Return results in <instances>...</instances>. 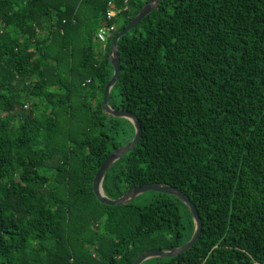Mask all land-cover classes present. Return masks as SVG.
Listing matches in <instances>:
<instances>
[{
  "label": "trees",
  "instance_id": "trees-1",
  "mask_svg": "<svg viewBox=\"0 0 264 264\" xmlns=\"http://www.w3.org/2000/svg\"><path fill=\"white\" fill-rule=\"evenodd\" d=\"M109 1L0 0V264H134L195 233L174 195L94 192L136 133L102 106L112 39L151 0H130L104 49ZM117 50L110 105L143 134L105 194L176 186L203 220L191 249L142 264H264V0H163Z\"/></svg>",
  "mask_w": 264,
  "mask_h": 264
},
{
  "label": "water",
  "instance_id": "water-1",
  "mask_svg": "<svg viewBox=\"0 0 264 264\" xmlns=\"http://www.w3.org/2000/svg\"><path fill=\"white\" fill-rule=\"evenodd\" d=\"M162 1L163 0L149 1L142 8L139 14L124 29L117 31L115 35L113 36L112 43H111V49H110L111 51L110 61L114 67V74L105 87L102 106H103L104 111L110 116L117 117V118H126L130 120L135 127L136 133L132 141H130L128 144L122 147L117 148L107 157V159L102 164V166L100 167V169L98 170L94 178L93 189H94V192L98 200L101 203L106 204V205H111V206L125 205L131 202L132 200H134L135 198H137L138 196H140L141 194L150 192V191L174 195L178 197L180 200H182L189 207L195 219L196 227H195V233L193 237L186 244L181 245L178 248H173L169 250H162V249L148 250L142 253L135 260L134 264H142L143 262L151 258H165V257L179 256L181 253H184L188 251L189 249H191L193 245L197 243V241L199 240L201 236L202 230H203V220L200 216V213L198 212L196 205L193 203L191 198L184 191H182L176 186L163 185L160 183L143 184L135 188H132L126 194H124L122 197L118 199H112L108 197L105 194V191L103 188V181L110 167L115 162H117L121 157H123L128 152H130L133 149V147H135L139 143L142 137V134H143L141 121L136 114L128 110H125V109H115L110 105V95H111L112 89L114 85L117 83V81L119 80L120 75H121V59H120L119 51L117 50L118 42L122 36L126 35L132 29L136 28L145 17H147L153 10H155L160 5Z\"/></svg>",
  "mask_w": 264,
  "mask_h": 264
},
{
  "label": "built area",
  "instance_id": "built-area-1",
  "mask_svg": "<svg viewBox=\"0 0 264 264\" xmlns=\"http://www.w3.org/2000/svg\"><path fill=\"white\" fill-rule=\"evenodd\" d=\"M129 2L130 0H122L120 3L114 0L109 1L105 13L106 23L97 31V40L102 43L104 49L107 47L109 38L112 37L117 30L116 20L121 14L128 10Z\"/></svg>",
  "mask_w": 264,
  "mask_h": 264
},
{
  "label": "rangeland",
  "instance_id": "rangeland-1",
  "mask_svg": "<svg viewBox=\"0 0 264 264\" xmlns=\"http://www.w3.org/2000/svg\"><path fill=\"white\" fill-rule=\"evenodd\" d=\"M153 198V193L151 192H146V193H143L141 194L140 196H138L136 198V203L137 204H146L148 203L151 199Z\"/></svg>",
  "mask_w": 264,
  "mask_h": 264
}]
</instances>
